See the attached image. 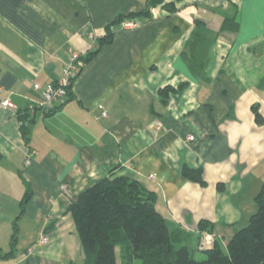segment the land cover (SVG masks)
Segmentation results:
<instances>
[{
    "label": "crops",
    "instance_id": "obj_1",
    "mask_svg": "<svg viewBox=\"0 0 264 264\" xmlns=\"http://www.w3.org/2000/svg\"><path fill=\"white\" fill-rule=\"evenodd\" d=\"M146 1L0 0V99L14 104L0 105L2 252L18 226L14 255L0 264H83L68 207L109 174L155 190L170 226L196 242L200 220L225 245L254 212L264 181V0H166L174 12L159 5L131 18L135 26L114 24L71 96L49 113L32 108L41 100L33 83H54L70 51L86 56L117 15ZM166 85L182 90L162 103ZM17 112L28 114L27 141ZM184 164L201 167L205 185L182 176Z\"/></svg>",
    "mask_w": 264,
    "mask_h": 264
},
{
    "label": "trees",
    "instance_id": "obj_2",
    "mask_svg": "<svg viewBox=\"0 0 264 264\" xmlns=\"http://www.w3.org/2000/svg\"><path fill=\"white\" fill-rule=\"evenodd\" d=\"M159 5L168 12L176 10L173 1L147 0L144 9L117 15L106 27V33L98 39L96 47L86 56H81L82 65L90 61L101 46L112 41L114 24L138 16H149L150 8ZM71 86H68L66 92L68 98L72 94ZM181 90V85L177 88L166 85L158 93L162 103H166L170 92L179 93ZM252 108L255 121L262 123L263 117L258 106L253 105ZM17 114L21 122V133L27 141L28 114ZM181 174L190 181L205 185L201 167L184 164ZM30 194V190L26 189L20 203V214ZM157 197L155 190L130 174H109L81 191L68 210L80 239L83 264H117V249L120 251L121 264H264V181L254 196L256 209L249 216L248 223L236 229L224 246L215 235L211 244L200 246L198 236L197 246L205 253L203 259L194 257L187 243L190 235L179 227L172 228L157 209ZM197 227L201 236L203 232L211 234L214 224L200 220ZM17 236L18 226L15 221L9 249L5 252L0 250V257L14 255Z\"/></svg>",
    "mask_w": 264,
    "mask_h": 264
},
{
    "label": "built area",
    "instance_id": "obj_3",
    "mask_svg": "<svg viewBox=\"0 0 264 264\" xmlns=\"http://www.w3.org/2000/svg\"><path fill=\"white\" fill-rule=\"evenodd\" d=\"M124 27L135 26L137 22L133 19H125L121 22ZM82 53L77 50H72L68 53L66 59L63 62V71L60 77L54 83H47L44 87H41L38 83H33V88L39 89L41 91V100L36 104L33 105L35 107L41 108L44 111H51L55 108L57 102L63 99L66 96V92L68 86L72 84L75 78L78 76L81 67H82V60H81ZM0 105L4 108H14V104L9 101L8 99H0ZM32 106V108H34ZM106 115V112L103 113ZM155 129L159 130L160 126L157 124L155 125ZM193 136H189V139H192ZM31 159L27 156L25 160V164H29ZM149 178H155V173H149ZM62 189L66 188L65 184L61 185ZM49 237L47 234H43L39 242L40 243H47ZM199 242L200 246H205L211 244L213 241V235L207 234L204 232L203 239Z\"/></svg>",
    "mask_w": 264,
    "mask_h": 264
},
{
    "label": "rangeland",
    "instance_id": "obj_4",
    "mask_svg": "<svg viewBox=\"0 0 264 264\" xmlns=\"http://www.w3.org/2000/svg\"><path fill=\"white\" fill-rule=\"evenodd\" d=\"M255 209H256V205H255ZM248 223V221L246 222V223H243V225H239V227H238V229L239 228H242L243 226H245L246 224ZM205 233H207V234H209L208 232H205ZM203 236H204V232L202 233V235L201 236H199L200 238H199V242H201L202 240L201 239H203ZM229 239V238H228ZM227 239V240H228ZM226 240V241H227ZM198 242V243H199ZM220 242V244L222 245V246H224V244L222 243V241H219ZM189 247L193 250V254H194V257L196 258V259H203V258H205V253L202 251V250H200L199 248H198V246H197V242H196V238L195 237H193L191 240H190V243H189ZM135 261V260H134ZM117 264H121V256H120V251H119V249H117Z\"/></svg>",
    "mask_w": 264,
    "mask_h": 264
}]
</instances>
